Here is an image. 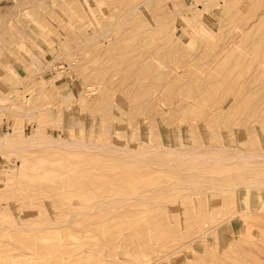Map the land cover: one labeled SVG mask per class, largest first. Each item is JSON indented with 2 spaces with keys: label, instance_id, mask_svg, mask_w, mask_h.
Wrapping results in <instances>:
<instances>
[{
  "label": "rangeland",
  "instance_id": "374dc122",
  "mask_svg": "<svg viewBox=\"0 0 264 264\" xmlns=\"http://www.w3.org/2000/svg\"><path fill=\"white\" fill-rule=\"evenodd\" d=\"M0 264H264V0H0Z\"/></svg>",
  "mask_w": 264,
  "mask_h": 264
},
{
  "label": "bare ground",
  "instance_id": "6f19581e",
  "mask_svg": "<svg viewBox=\"0 0 264 264\" xmlns=\"http://www.w3.org/2000/svg\"><path fill=\"white\" fill-rule=\"evenodd\" d=\"M11 139H12V138H11ZM11 139H10V141H11ZM4 140H5V142H8V140H6V139H4ZM2 144H3V143H2ZM11 144H12V143H11ZM3 145L5 146V145H7V144L4 143Z\"/></svg>",
  "mask_w": 264,
  "mask_h": 264
}]
</instances>
